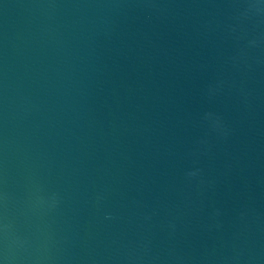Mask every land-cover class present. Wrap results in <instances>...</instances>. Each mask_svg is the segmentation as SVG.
Returning a JSON list of instances; mask_svg holds the SVG:
<instances>
[{"label": "water", "instance_id": "1", "mask_svg": "<svg viewBox=\"0 0 264 264\" xmlns=\"http://www.w3.org/2000/svg\"><path fill=\"white\" fill-rule=\"evenodd\" d=\"M0 264H264V0H0Z\"/></svg>", "mask_w": 264, "mask_h": 264}]
</instances>
